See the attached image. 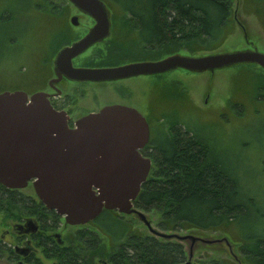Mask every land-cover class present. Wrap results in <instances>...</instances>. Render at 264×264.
<instances>
[{"label": "trees", "instance_id": "16d2710c", "mask_svg": "<svg viewBox=\"0 0 264 264\" xmlns=\"http://www.w3.org/2000/svg\"><path fill=\"white\" fill-rule=\"evenodd\" d=\"M106 1L112 12L136 15L139 31L148 43H163L164 54L180 50L175 44L192 53L215 50L234 27L228 0ZM36 2L0 0V37L9 40L15 27L21 26V22L10 18L29 13L30 8H36ZM244 6L256 12L264 24V0H247ZM165 119L170 131L161 129L167 124L160 116L150 133L148 144L154 165L142 183L135 206L156 208L163 229L226 230L234 240L241 241L250 264H264V206L259 193L245 184L230 153L222 149L220 141L213 143L220 134L192 124L183 114L165 115ZM179 123L184 127H178ZM0 210L34 214L39 219V230L33 235L40 239L46 254L55 258L53 264H96V256L111 264H181L187 257L182 242L143 232L117 209L103 208L88 221L91 228L77 229L72 239L63 237L65 242L47 233L57 226L59 214L54 209L1 182ZM0 252L17 255L1 237ZM208 264L234 263L227 258H213Z\"/></svg>", "mask_w": 264, "mask_h": 264}, {"label": "water", "instance_id": "95a60500", "mask_svg": "<svg viewBox=\"0 0 264 264\" xmlns=\"http://www.w3.org/2000/svg\"><path fill=\"white\" fill-rule=\"evenodd\" d=\"M70 1L97 18V24L83 38L63 46L55 56L56 69L66 59L67 68L62 69L71 76L104 79L118 73H156L179 66L205 71L242 62H255L264 68V52L256 47L199 55L173 53L158 60L108 68L74 67L71 56L108 33L109 9L104 0ZM149 136L147 118L132 106L108 105L68 127L65 116L49 104L42 91L34 92L28 100L22 89L3 90L0 182L20 188L31 181L41 202L72 224L90 221L103 208L130 213L152 167L151 158L140 152ZM18 227L35 232L38 221L28 217ZM54 235L61 242L59 233ZM181 264L196 262L188 259Z\"/></svg>", "mask_w": 264, "mask_h": 264}, {"label": "rangeland", "instance_id": "374dc122", "mask_svg": "<svg viewBox=\"0 0 264 264\" xmlns=\"http://www.w3.org/2000/svg\"><path fill=\"white\" fill-rule=\"evenodd\" d=\"M36 1V8L32 7L27 11L31 13L29 16L35 20V27L30 29L24 26L15 27L18 37H14L11 43L8 40L5 41L2 36L0 37V91L12 90L21 85L24 86L21 87L22 89L26 88L24 82H27L35 71L32 64L34 57L37 56L35 59L42 61L44 58L47 59L42 53H37L41 51L43 44L45 46L46 40L51 36L44 15L48 13L58 16L64 12L68 14L77 11L72 8L74 5L69 0ZM228 1L234 18L232 32L217 49L201 50L195 55L254 47L264 52V24L257 13L245 9L244 5L247 0ZM20 18L21 14L12 16L11 20L19 21ZM26 24L29 26L28 23ZM57 45L58 43L55 46ZM175 46H178L179 52H187L181 49L182 45L175 44ZM148 49L149 54L146 55L150 56L158 54L161 48L148 47ZM240 68L243 69L240 70ZM243 71L246 74L242 75ZM165 77L166 80L173 78L181 80V88L187 90L197 106V110L192 109L186 114L189 116L188 121L200 128L206 126L204 130L211 134H220L213 143L217 144V141H220L222 149L230 153L233 158L232 162L244 176L245 184L257 194L259 193L264 206V85L261 86L264 81V70L258 64L242 62L193 74L181 69L174 70ZM249 79L251 83L256 82L257 85H247ZM168 83L172 84L171 81ZM142 84L143 82L134 83L133 91L141 93ZM235 97L240 100L241 104L233 99ZM142 98L139 102L137 99L133 100V104L146 112V95ZM215 107L225 112L222 115L224 122L214 120L215 112L212 109ZM198 108H203V110ZM243 110V115L238 116L237 114ZM157 117L150 115L152 127L157 126ZM161 119L164 123L166 122L165 116ZM165 126L170 131L168 124ZM151 158L152 165H154V158ZM17 189L24 195L39 199L31 181ZM123 214L143 232L163 237L166 236L165 233L171 234L172 236H166V238L182 242L187 254L186 260H192L196 264H208L213 258L221 260L227 258L234 264H250L242 252L241 241L234 240L226 230L196 227L163 229L159 225L160 214L156 208L145 210L134 205L132 212ZM28 217L37 219L34 214H17L12 213V210L6 213L5 210H0V237L13 250H16L15 247L22 249L17 251V255L13 257L0 252V264H53L56 261L54 257L46 254L44 246L39 243L40 239L34 236V233L31 232L32 236L31 233L18 227L19 224L24 225ZM37 220L39 227V219ZM83 227L91 228L92 225L89 222L72 224L67 222L63 215H59L57 226L50 229L48 233L51 235L59 233L60 240L68 236L72 239V233ZM95 262L96 264H111L106 258L102 259L98 256L95 257Z\"/></svg>", "mask_w": 264, "mask_h": 264}, {"label": "flooded vegetation", "instance_id": "af4514ba", "mask_svg": "<svg viewBox=\"0 0 264 264\" xmlns=\"http://www.w3.org/2000/svg\"><path fill=\"white\" fill-rule=\"evenodd\" d=\"M104 1L109 9V31L107 34H103L102 37L90 43L79 53L71 56L70 62L72 66L77 68H108L121 66L135 61L158 60L173 53L195 55V53L187 50H185L187 52L173 50L166 54H161L163 43L160 45H152L148 43L147 38L139 31L138 23L136 22V15L132 13L112 12L108 2L106 0ZM72 5H74L72 8L77 11L68 14L64 12L58 14V16L48 13L44 15L45 23L49 28V34H51V36L46 40L45 46L43 44L41 51L39 50L37 53H42L47 59L44 58V61H42L38 60V58L35 59V57H37L35 56L32 63L35 71L28 81L24 82L26 88L22 89L21 87L23 85H21V83H19L21 87L15 88L27 92L28 100L34 92L42 91L49 104L65 116L68 127H75L79 118L93 112H98L108 105L122 104L132 106L138 109L147 118L150 133L153 129L149 119L150 115H152V117L158 116L157 118L171 114H183L188 116L186 114L192 109L197 110V106L190 98L187 90L181 88V80L176 78L166 80L165 75L171 71L180 69L186 72H191V74L202 71H195L179 66L163 72L134 73L128 75H121L118 73L115 76L112 75L110 78L92 79L86 77H74L66 73V70H64L65 68L62 69V67L67 68L68 63L66 59L62 61L61 66L56 69L55 56L59 49L74 41L80 40L97 24V18L94 14L83 11L74 3H72ZM29 14L31 13L22 14L19 19L21 26H24L27 29L33 28L36 25L35 20H33L31 18L32 16H29ZM10 20H8V22L14 25ZM26 23H28L29 26H27ZM13 34L14 35L8 40L10 43L14 40V37H18V32ZM57 43L60 45L59 47H57L58 45L55 46ZM148 47L153 49L161 48L158 52L160 55H146L149 50ZM133 53H135L136 56L133 55ZM258 65L264 70L260 64ZM242 69L243 68H240V70ZM244 71L242 72V75L246 74ZM166 81H171L172 84ZM140 82H143L141 93L133 91L134 83ZM247 85L252 86L257 85V83H251L249 79ZM263 85L264 81L261 86ZM143 95H146V112L140 110V107L133 104V100L135 99H137L138 102L142 101ZM235 98L233 99L241 104L240 100ZM200 109L203 110V108ZM212 110L215 112L214 120L218 122L221 120L224 122L222 115L225 114V112L219 110L217 107ZM257 111L260 110L257 109ZM243 113L244 110L237 115H243ZM218 117H220V119ZM177 125L181 128L184 127V124L183 126L180 123ZM162 128H165V130L168 131L165 125L161 127V129ZM149 139L140 149L141 154L147 157L151 156L152 149L148 144ZM32 233L30 235H32ZM52 236L54 238L56 237L54 234ZM19 250L21 249L16 248V251Z\"/></svg>", "mask_w": 264, "mask_h": 264}, {"label": "bare ground", "instance_id": "6f19581e", "mask_svg": "<svg viewBox=\"0 0 264 264\" xmlns=\"http://www.w3.org/2000/svg\"><path fill=\"white\" fill-rule=\"evenodd\" d=\"M123 213V212H122Z\"/></svg>", "mask_w": 264, "mask_h": 264}]
</instances>
